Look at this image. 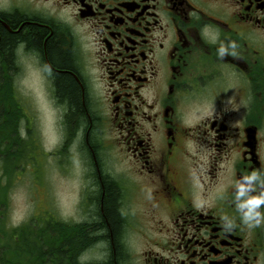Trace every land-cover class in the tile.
Returning <instances> with one entry per match:
<instances>
[{"label":"flooded vegetation","instance_id":"af4514ba","mask_svg":"<svg viewBox=\"0 0 264 264\" xmlns=\"http://www.w3.org/2000/svg\"><path fill=\"white\" fill-rule=\"evenodd\" d=\"M13 17L48 31L41 49L0 53V81L36 80L57 112L51 157L75 186L64 254L264 264V0H0V41ZM54 31L71 48L86 120L59 97ZM105 181L121 220L110 246L96 226ZM88 228L90 244L74 240ZM87 251L100 257L82 263Z\"/></svg>","mask_w":264,"mask_h":264},{"label":"trees","instance_id":"16d2710c","mask_svg":"<svg viewBox=\"0 0 264 264\" xmlns=\"http://www.w3.org/2000/svg\"><path fill=\"white\" fill-rule=\"evenodd\" d=\"M12 19L13 22L8 23L14 29L13 32L1 28L0 53L7 61H11L17 43L25 42L29 47L41 49L44 38L48 34L46 29H37L30 25L19 26V19L14 17ZM26 28L28 31L24 33ZM45 44L52 64L60 70L56 73L59 97L67 100L71 111L79 113L81 119L86 120L79 84L73 74H76V70L68 42L64 35L54 31L45 39ZM2 82L0 81V151L7 148L5 140L9 136V131L11 130L12 134L16 133L17 122L21 119L18 109L20 107H17L21 102L14 95L16 90L13 89L11 82L10 84L5 81L2 84ZM98 199L101 202L102 211L99 206L96 207L95 213L98 218L96 226H98V231H102L107 245L110 246V229L112 236L117 241L121 225L117 206L118 194L112 182L105 181L104 190ZM8 200V187L0 183V264H66L68 259H71L73 264H78L75 261V256L69 257L64 254V243L60 236L61 228L66 226L63 220L58 217L51 219L50 221L53 223L50 226H47L46 223L37 225L35 222L31 227L29 222H23L9 227L6 221ZM53 230L56 232V246L53 245L51 236ZM91 232L88 228L85 236L77 235L74 240L80 239L81 243L90 244L92 236L87 234ZM117 257L118 264H122L120 256L117 255ZM108 264H117V262L114 263L112 254H110Z\"/></svg>","mask_w":264,"mask_h":264},{"label":"rangeland","instance_id":"374dc122","mask_svg":"<svg viewBox=\"0 0 264 264\" xmlns=\"http://www.w3.org/2000/svg\"><path fill=\"white\" fill-rule=\"evenodd\" d=\"M11 83L23 88L19 87L21 90L14 93L21 102L17 106L21 114L17 132L12 134L9 131L5 140L7 148L0 151V183L8 187L9 195L7 225L29 222L33 227L32 223L36 222L37 225L46 223L50 226L51 219L65 220L75 211L74 183L60 170V165L55 168L51 157L57 141V112L47 97L38 91L36 80ZM99 257V253L87 251L81 262Z\"/></svg>","mask_w":264,"mask_h":264}]
</instances>
